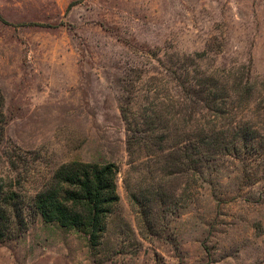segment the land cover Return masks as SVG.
Here are the masks:
<instances>
[{"label":"rangeland","instance_id":"obj_1","mask_svg":"<svg viewBox=\"0 0 264 264\" xmlns=\"http://www.w3.org/2000/svg\"><path fill=\"white\" fill-rule=\"evenodd\" d=\"M0 90L18 189L0 264H264V0H0ZM201 125L229 131L208 171L183 141ZM71 162L119 170L95 246L34 208Z\"/></svg>","mask_w":264,"mask_h":264},{"label":"trees","instance_id":"obj_2","mask_svg":"<svg viewBox=\"0 0 264 264\" xmlns=\"http://www.w3.org/2000/svg\"><path fill=\"white\" fill-rule=\"evenodd\" d=\"M131 81L130 89L125 90L120 96L119 111L122 119L126 124H130V117L133 116L132 107L129 103L124 104L126 100H133L136 93V84ZM213 79H209L204 90H198L197 94H204V106L206 114L211 109L214 98L212 93ZM232 93L238 99L239 103L244 102L249 92L245 87L232 85ZM196 96V95H195ZM195 100H197L195 98ZM196 102V101H194ZM4 98L0 90V145L4 138L5 117L3 113ZM157 118V115H155ZM146 125L153 126L151 117L144 118ZM212 123L213 121H209ZM136 123V122H135ZM137 124H135L136 126ZM201 125L194 129V134L184 132V142L189 144L194 150L198 161L204 171H208L211 167L209 163L213 161L217 149L220 147L222 156L227 155L228 147L226 139L227 131L216 132ZM152 128V127H151ZM142 132V131H141ZM140 132V133H141ZM233 137L239 138L243 130L234 132ZM165 136L159 139L164 140ZM232 138V137H230ZM133 141V140H132ZM128 138V148L132 154L134 142ZM135 141V140H134ZM10 166L15 168L13 162ZM171 168V166L169 167ZM119 170L115 164H93L82 162H71L62 165L53 174L50 181L45 184L34 197V208L42 221L47 224L54 223L61 228L70 231L84 232L92 246H95L99 240L103 229L104 222L108 215L112 212L114 206L118 203L116 177ZM14 180L0 177V242L8 238L11 232V226L17 220V212H15L14 202L18 198L17 187Z\"/></svg>","mask_w":264,"mask_h":264}]
</instances>
